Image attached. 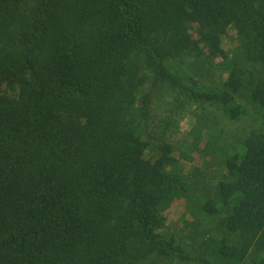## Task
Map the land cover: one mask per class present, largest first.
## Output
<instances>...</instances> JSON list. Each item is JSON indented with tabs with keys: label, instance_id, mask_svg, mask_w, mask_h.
I'll list each match as a JSON object with an SVG mask.
<instances>
[{
	"label": "trees",
	"instance_id": "trees-1",
	"mask_svg": "<svg viewBox=\"0 0 264 264\" xmlns=\"http://www.w3.org/2000/svg\"><path fill=\"white\" fill-rule=\"evenodd\" d=\"M216 59L218 89L173 73L214 76ZM148 84L228 122L258 113L228 144L200 121L214 185L186 179L166 141L147 155ZM177 198L207 221L198 258L164 232ZM163 258L264 264V0H0V264Z\"/></svg>",
	"mask_w": 264,
	"mask_h": 264
},
{
	"label": "rangeland",
	"instance_id": "rangeland-1",
	"mask_svg": "<svg viewBox=\"0 0 264 264\" xmlns=\"http://www.w3.org/2000/svg\"><path fill=\"white\" fill-rule=\"evenodd\" d=\"M220 62V59L214 61V76H206L205 71L201 76H194L193 67L187 66V69L183 71L181 65L178 66L180 70H173V73L179 74L183 79L187 76L193 77L190 81H198L199 89H218L226 77V73L221 71ZM168 90L167 93H164L166 92L165 86L153 87L152 84H148L143 90L141 88L139 92V98L145 93H149L152 97L151 106L147 110L149 121L140 119L143 129H139V133L141 138L148 144L146 153L148 156H155L157 146L162 140L166 141L171 146L170 154L183 159L181 170L186 179L199 182L202 187L214 185L220 175L225 173V168L216 166L205 169L204 166L207 165L204 164L206 157L202 148L200 121H204L207 117L217 123V128L224 129V143L228 144L238 139H244L252 128L258 127L259 115L253 109V106L243 103V109L246 111L245 115L236 123L228 122L218 109L192 103L184 96L178 95L177 90ZM8 94L12 95V92L9 91ZM177 97L178 100L176 101ZM219 161L220 159L217 157L216 164ZM199 188L200 186L197 189ZM186 206V201L177 198L164 211L166 218L164 232L168 235H174L176 241L181 243L193 258H198L200 255H204V242L211 236V233L205 226L207 221L204 217L192 213L196 207L192 209L194 205H189V209H187ZM252 258L253 256L250 259ZM250 259L249 261H251ZM158 264L181 263L170 258H163Z\"/></svg>",
	"mask_w": 264,
	"mask_h": 264
}]
</instances>
